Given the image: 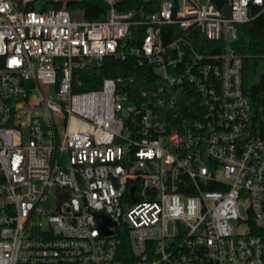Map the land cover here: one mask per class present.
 <instances>
[{"label": "built area", "instance_id": "2783aa9c", "mask_svg": "<svg viewBox=\"0 0 264 264\" xmlns=\"http://www.w3.org/2000/svg\"><path fill=\"white\" fill-rule=\"evenodd\" d=\"M49 1L0 0V264H264V137L233 48L264 0H102L92 22ZM105 57L161 83L75 92Z\"/></svg>", "mask_w": 264, "mask_h": 264}, {"label": "trees", "instance_id": "16d2710c", "mask_svg": "<svg viewBox=\"0 0 264 264\" xmlns=\"http://www.w3.org/2000/svg\"><path fill=\"white\" fill-rule=\"evenodd\" d=\"M144 0H122L117 4L119 10H138ZM38 11L65 8L78 11L85 21H98L104 18L107 5L102 0H50L36 2ZM264 14L253 20L238 25V39L233 44L235 53L242 60L241 89L250 104V127L256 135L264 137ZM175 36V35H174ZM173 36H164L169 42ZM106 78H121L128 84V92L133 96L143 89L160 85L161 81L153 73L150 66L138 65L134 59L125 60L105 57L100 62L92 63L87 69L78 73L79 86L75 92H84L100 88ZM127 251V250H126Z\"/></svg>", "mask_w": 264, "mask_h": 264}, {"label": "water", "instance_id": "95a60500", "mask_svg": "<svg viewBox=\"0 0 264 264\" xmlns=\"http://www.w3.org/2000/svg\"><path fill=\"white\" fill-rule=\"evenodd\" d=\"M200 3H203L205 2V0H198ZM213 2H215V4L220 7L221 3H222V0H212ZM98 221H99V224L101 226V228H103V230L105 232H108V233H112L113 232V224H111L107 217L105 216H98Z\"/></svg>", "mask_w": 264, "mask_h": 264}, {"label": "rangeland", "instance_id": "374dc122", "mask_svg": "<svg viewBox=\"0 0 264 264\" xmlns=\"http://www.w3.org/2000/svg\"><path fill=\"white\" fill-rule=\"evenodd\" d=\"M36 98H37V94H36V93H34V94H33V96H32V99H34V100H35Z\"/></svg>", "mask_w": 264, "mask_h": 264}]
</instances>
